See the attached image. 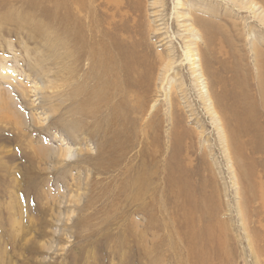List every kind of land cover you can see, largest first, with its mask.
Returning a JSON list of instances; mask_svg holds the SVG:
<instances>
[{"label": "rangeland", "instance_id": "374dc122", "mask_svg": "<svg viewBox=\"0 0 264 264\" xmlns=\"http://www.w3.org/2000/svg\"><path fill=\"white\" fill-rule=\"evenodd\" d=\"M87 1L74 13L89 47L106 53L116 38L154 66L152 78L139 68L133 99L120 92L110 102L117 118L106 119L107 103L98 118L75 123L72 88L89 61L63 74L56 0H0V264H264V77L255 65V52L264 55L263 9ZM193 13H216L240 33L230 52L216 44L218 63L203 61L211 106L181 63L185 47H203L189 31ZM170 51L169 71L162 58ZM234 77L245 87L233 88Z\"/></svg>", "mask_w": 264, "mask_h": 264}, {"label": "bare ground", "instance_id": "6f19581e", "mask_svg": "<svg viewBox=\"0 0 264 264\" xmlns=\"http://www.w3.org/2000/svg\"><path fill=\"white\" fill-rule=\"evenodd\" d=\"M222 1L227 2V3H231L233 6L238 7L239 10L246 8L245 10H247L248 12H250L252 14L254 13L255 9L258 7L260 9H263V11H264V0H222ZM79 2H80V0H56L58 8H57V11H53L56 26L59 27L61 36L63 38V42H59V44L62 43L64 53H63V50L61 52V53H63L62 56H60L57 53L60 56L59 57V62H60L59 64H60L61 70L64 72L63 74H66V76L68 75V73L72 74L73 66L80 63L83 58H86L89 61L88 69L86 70V72L83 75V79H82L83 83H81L77 88L74 86L72 88L74 91V97L72 99L71 98L70 99H71L73 108L69 112L71 113V116H72L73 120L75 121V123H77L79 121V119L84 118V117H86V118L90 117V118H94V119L98 118L96 116V113L98 112L99 108L101 106L102 107L106 106L107 103L110 104L111 101L113 103V100L115 99L116 96H118V94H120V92L124 93L123 95H121L122 99H124L125 96H130L129 89H133L136 84H139V80H140V78H142V75L139 74V68L143 67L147 72L146 75H150L149 78L147 77V80H149V81H151L150 79L152 78V74H150V73L152 72V70L154 68V66H152L151 63L149 64V66H147L146 63L144 65L143 61L139 60L137 54L135 53V50H133V49L131 51L128 50L116 38H111L109 40V45L111 47H109V48L106 47L107 48L106 53H105L104 48H101V46H100V48L98 47L97 50H93L92 47H89L88 43L83 39L81 27H79V26L75 27L78 23H77V17L74 13V7L77 8L78 7L77 3H79ZM176 2H177L176 6L182 5V4H180V0H176ZM89 4H90V0H88L85 3V6L88 7ZM113 7H114V4H113ZM192 9H194V8H192ZM109 11H111V10H109ZM11 13H10V15H11ZM199 13H201V12H199ZM193 14L194 15L188 19L189 22L191 23L189 31H193L195 33V35H197L198 40L203 44V47H201L199 49L196 46L190 47L191 45L185 47L184 50L182 51L183 61L181 63H184V62L188 63V65L191 69V73L195 76V81L196 82L198 81L200 83V87H201L200 91L202 94L201 95L202 98L203 99L206 98V100L208 102H210L209 106H211L212 105L211 100H210V98H211L210 93L211 92L209 93L208 90L206 89V87H203V85H205V83H203V80H202L203 79L202 74H203V69H204L203 64L206 63V65L207 64L212 65V64L218 63L216 58H214V54H212L213 51H216V49H215L216 44H218V42L219 43L223 42L225 45L228 46V49H229L228 52H230L231 48L233 47L232 46L233 45L232 44V38L234 37L235 41H239L240 40V33L236 29L235 23H233L234 21H232V23H231V20L228 21V25H226L227 28L225 30L224 26L218 24L219 18L216 16V13L212 16H209V18L207 16L200 17L201 16L200 14H196V13H193ZM93 18H94V16H93ZM262 18H263V16L260 18V20L264 21ZM109 20H108V22H109ZM225 20L227 21L228 19H225ZM85 22H87V21H85ZM0 23H2V22H0ZM95 23H96V21H95ZM19 25H20V23H19ZM20 26H22V25H20ZM22 27H24V26H22ZM87 27L88 26H86V28ZM89 33H91V32H89ZM44 35H46V34H44ZM122 36H124V35H122ZM95 40H96V38H95ZM194 42H196V41H194ZM197 44H199V43H197ZM68 46L71 47L75 51V57L72 59H71V57H72L73 53H71V54L67 53L68 52L67 49H69V51H70V48H68ZM133 48L136 49V47H133ZM99 51L101 52L100 57L97 54V52H99ZM221 51L222 50H219L220 53H221ZM172 53H173V51H170V53L167 56H165L166 58H164V59L162 58V63L166 59L168 60L169 57L172 56ZM255 53H256L255 54L256 57L261 58V60L257 59L256 64H255L256 65V71L258 72L259 76L261 75L260 76V78H261V77H264V75H262L264 72V55L262 53H258V52H255ZM57 60H58V58H57ZM145 60H149V59H147L145 57ZM170 61L171 60L169 59L168 63H170ZM193 61H194V63H192ZM203 61H205V63H203ZM168 63L164 67L170 71L172 69L171 66L173 65V63H170V65ZM205 69H207V68H205ZM168 70H166V72H169ZM231 70L237 71L234 75V76H237L238 66H234V68H232ZM201 72H202V74H201ZM74 74H75V71H74ZM77 74H78V72H77ZM217 74H220V72ZM217 74L214 73L213 75L216 76ZM68 78H70V77H68ZM234 78L236 79V82L232 81V87L233 88L239 87V89H240V87H243V88L245 87L246 83L243 79H239V77H234ZM66 80H64V81H66ZM200 80H202V81H200ZM70 81H71V78H70ZM76 81H77V79H76ZM80 82L81 81H79V83ZM144 82L146 84L148 83V81H144ZM73 83H74V81H73ZM149 83H151V82H149ZM90 84H93V86H90ZM260 87L262 88L261 89V97H264V86L262 85ZM204 89H206V90L203 91ZM149 91H150V89H149ZM244 93H245V91H244ZM233 95H235V94H232V96ZM203 96H205V98ZM242 96L244 97L245 95L242 94ZM130 97H131L130 99H133L132 96H130ZM235 98H237V97H235ZM137 99L141 100V98H138V97H137ZM243 99H245V98H243ZM128 101H129V99H128ZM137 101H136V103H137ZM237 101L238 100H236V102ZM216 102H218V101H216ZM225 102H227V101H225ZM233 102H234V100H233ZM122 103H124V102H122ZM139 103H140V101H139ZM241 103H244V102L242 101ZM141 104H140V106L143 107V105H141ZM217 104H220V102H218ZM244 104L242 107H244ZM262 104H263V102H262ZM117 105H112V104L109 105L110 109H109V112H108L106 119L109 120V118H110V120H111L113 117H116L117 112L120 108ZM132 105L133 104H131L130 106H132ZM225 107H227V106H225ZM127 109H129V108H127ZM227 113H228V118H230V117L234 118V116L236 115V111H235L234 107L227 108ZM98 114H101V111H99ZM73 116H75V118ZM239 116L242 117V121H245V119H244L245 115L240 114ZM63 118H64V116H63ZM116 118H114V120H116ZM235 120H236V124L239 123V120H237V119H235ZM121 121H122V119H121ZM230 122H234L233 119L232 120L230 119ZM115 123H117V122H115ZM245 125H247V124H245ZM69 126H70V124H69ZM106 127H108V126H106ZM240 128L242 129L241 126H240ZM235 130H237V129H235ZM97 131H100V129ZM237 131L240 132L241 130L239 129ZM99 149H101V148H99ZM105 163H106V160H105ZM135 182H137V180ZM147 185H148V183H147ZM128 188H129V186H128ZM133 189H135V188H133ZM132 192H133V190H132ZM141 192H143V191H141ZM139 195H140V193L138 190L137 193L135 194V197L138 198Z\"/></svg>", "mask_w": 264, "mask_h": 264}]
</instances>
